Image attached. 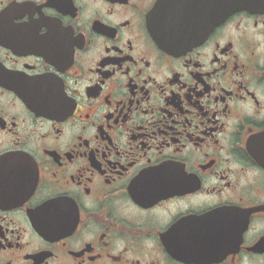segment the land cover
<instances>
[{
	"label": "flooded vegetation",
	"instance_id": "1",
	"mask_svg": "<svg viewBox=\"0 0 264 264\" xmlns=\"http://www.w3.org/2000/svg\"><path fill=\"white\" fill-rule=\"evenodd\" d=\"M166 4L0 0V264H264V13Z\"/></svg>",
	"mask_w": 264,
	"mask_h": 264
},
{
	"label": "water",
	"instance_id": "2",
	"mask_svg": "<svg viewBox=\"0 0 264 264\" xmlns=\"http://www.w3.org/2000/svg\"><path fill=\"white\" fill-rule=\"evenodd\" d=\"M206 4L207 8H212V2L209 0H167L165 5L167 10L163 11L165 16L155 23L160 29L210 30L235 10L248 9L255 12H264V0H218V4H214L216 9L213 16L205 13L204 6ZM160 12H162V9ZM166 34L169 36V33ZM173 34L176 37L187 35V33Z\"/></svg>",
	"mask_w": 264,
	"mask_h": 264
}]
</instances>
